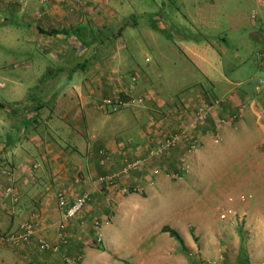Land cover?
I'll return each instance as SVG.
<instances>
[{
	"label": "crops",
	"instance_id": "obj_1",
	"mask_svg": "<svg viewBox=\"0 0 264 264\" xmlns=\"http://www.w3.org/2000/svg\"><path fill=\"white\" fill-rule=\"evenodd\" d=\"M128 3V0H78L77 3L49 0L40 4L39 0H0L2 21L15 28H11L13 37L7 41L9 48L37 51L34 53L38 58L35 59L36 74L43 82L37 92V98L43 102L33 100L30 104L24 99L28 91L24 92L20 85L13 88L9 84L0 90V264H67L78 257L79 264H186L180 256L181 247L162 232L161 226L156 237L162 244L150 253L152 261L144 260L148 254L139 250L141 233L145 234V229L150 232V226L144 223L139 212L143 200L151 194L171 190L162 184L168 179L164 171L175 172L173 164L180 151L172 152L171 158L161 161L148 160L150 167L145 163L141 170L124 173L125 166L145 156L149 125L156 124V130L173 131L187 120V112L191 113L204 101L213 104L214 111L206 126L196 132L200 147L186 157L192 170L200 168L204 155L212 152L206 146L210 141L215 142V134L221 144L235 147L237 132L246 134L252 130V116L257 122L264 119V61L256 56L264 53V0H254V28L244 36L249 45L257 40L262 44L250 54L252 62L236 50L231 60L235 66L230 73L219 72L220 48L233 49L238 40L224 38L222 31L215 37L219 42H209L202 34L200 38L205 43L190 45L179 55L205 79L210 93L198 85L200 91L193 96L179 94L173 98L149 89L151 81L145 70H133L136 54L132 53L135 43L131 30L136 26L135 19L145 14L137 15ZM195 16H201L199 10ZM156 22L151 30L158 31ZM200 23L194 24H199V28L205 26ZM49 61L70 63L75 68L70 76L65 74L67 69H58L50 71L45 78L41 71ZM27 67L24 64L19 69L24 71ZM211 72L215 77L209 75ZM60 74L65 76L59 79ZM21 75L27 76L23 72ZM131 75L136 76L133 85ZM50 85L55 86L53 94L60 95V99L52 95L48 103V95L43 92L44 86ZM116 89L122 91L121 97L126 103L145 98L138 105L140 109L131 111L132 120L127 123L122 121L120 113L129 105L116 112L102 111L99 107ZM94 112L104 114V119L96 115L94 118ZM141 116L145 118L143 122ZM233 116L236 119L231 121ZM244 142L252 148L251 135L246 134ZM102 152L109 157L105 164L100 162ZM155 167L162 169L161 174L152 175ZM111 175H117L113 188L97 183L100 177ZM58 193L70 202L89 193L90 200L84 212L69 223L67 243L60 245V253L52 254L41 251L39 244L58 243ZM232 209L246 207L237 204ZM250 217L252 225L262 228L257 230L254 241L252 237V255L248 252L241 262L264 264V220ZM28 222L37 226L28 243L13 245L1 240ZM122 226L133 231L135 237L131 243L123 242L127 234L123 233ZM168 228L179 235L185 248L192 250L190 233L185 232L183 237ZM224 228H218L212 235L221 240L225 237ZM223 253L227 257L232 255V252ZM86 254L88 259L84 263ZM198 254L202 264H210L217 257V250L201 248ZM168 258L174 260L168 263L162 260Z\"/></svg>",
	"mask_w": 264,
	"mask_h": 264
},
{
	"label": "rangeland",
	"instance_id": "obj_2",
	"mask_svg": "<svg viewBox=\"0 0 264 264\" xmlns=\"http://www.w3.org/2000/svg\"><path fill=\"white\" fill-rule=\"evenodd\" d=\"M128 2L137 15L145 14L135 19L136 26L131 30L135 43L133 47L136 48L132 49V53L136 54V62L132 64L133 70H145L151 81L148 88L159 90L168 98L179 94L193 96L200 91L198 85L210 93L205 79L179 55L181 50L190 45L199 46L205 43V40L200 38L202 34L209 42L214 40L219 42L215 37L222 31L224 38L238 40L233 49L223 46L220 48L217 69L223 74H229L235 66L231 60L236 56V50L242 58L252 62L250 54L262 47L260 40L249 45L244 38L246 32L254 28L252 24V17L255 16L252 12L256 10L254 0H128ZM151 10L155 11L154 14ZM198 10L201 13L200 17L195 16ZM190 16L195 18L189 19ZM3 19L0 15V84L3 88L6 85L8 87L9 84L13 88L20 85L24 92L28 91L29 94L24 99H28L30 104L33 100L43 102L41 98H37L38 87L43 84L39 74H36L35 59L38 58L34 53L37 51H22L16 46L14 49L9 48L7 41L10 42L13 37L11 28H15L13 24L4 23ZM154 20L159 26L158 31L150 29L151 25L155 24ZM192 21L201 22L200 24L205 26L199 28L200 25ZM30 55L33 57H29ZM49 62H46V66L41 71L42 75L45 74V78L50 71L54 72L58 69H67L65 74L70 76L75 68V66L71 67L70 63L63 65ZM24 64L28 67L21 71L19 68ZM22 72L27 76H22ZM61 74L59 79L65 76ZM209 75L215 77L213 72ZM36 77L38 79L34 80ZM54 90V85L44 86L43 93L48 95V103L52 95L60 99V95L53 94ZM63 95L61 93V96ZM199 105L210 104L204 101ZM139 107L136 105L126 107V110L120 113L122 121L127 123L132 120L133 110H138ZM194 109L191 113L185 114L190 122L193 120ZM45 111L48 114V110ZM93 115L94 118L96 115L101 120L105 117L99 112H94ZM144 119L141 116V122ZM246 134L251 135L252 148L244 142ZM246 134L237 132L235 147L228 143L221 144L215 134L218 140L207 143L206 150L212 152L204 155L200 168L192 170L189 161V165L186 163V172L177 178H175L177 169H174L175 172L169 171L168 179L165 178L162 184L169 186L171 190L151 194L143 200L139 212L143 216L144 223L150 226V232L145 229V234L141 233L143 239L139 250L148 254L144 260L152 261L150 253L158 248V244H162L156 237V231L160 226L162 229L169 226L183 237H186L185 232L190 233L192 242L189 244L193 247L192 250L185 248L184 242L183 248H180V256L186 264H202L198 252L201 248L208 249V247L217 250V257L212 258L211 261H214L212 263L242 264L241 261H244L248 252L252 255V237L254 236V241L257 238V230L262 226L252 225L250 216L252 215L255 220H264V119L257 122V118L252 116V130L246 131ZM149 162H145L148 167H150ZM173 166L175 168L174 164ZM160 178V176L156 177L157 180ZM237 204L246 209L233 210L232 208ZM139 224L141 225L140 222ZM221 227L226 228H224L225 237L218 240L212 233ZM202 229L205 231L202 232ZM122 230L127 234L123 242L131 243L135 237L131 228L122 226ZM223 251L230 254L232 252L231 257H227ZM238 252L242 255L239 256ZM96 254L100 252L97 251ZM217 258L219 259L214 260ZM87 259L86 254L83 262L85 263ZM162 260L168 263L174 258Z\"/></svg>",
	"mask_w": 264,
	"mask_h": 264
},
{
	"label": "built area",
	"instance_id": "obj_3",
	"mask_svg": "<svg viewBox=\"0 0 264 264\" xmlns=\"http://www.w3.org/2000/svg\"><path fill=\"white\" fill-rule=\"evenodd\" d=\"M49 0H39L40 4L48 3ZM73 2L77 3L78 0H73ZM255 20V16L252 17ZM257 58L261 61H264V53L256 55ZM131 85L136 82V76L131 75L129 77ZM0 88H3V85L0 84ZM132 90V88H129ZM130 93V90L128 91ZM122 91L116 89L113 92V95L110 98L104 99L101 101L99 107L102 111L108 112H116L120 108L126 105H142L145 101L144 97H138L136 99H131L127 103L122 100L121 97ZM217 106V103L216 105ZM214 109V105H198L195 107L194 114H192L193 120L190 122L189 120H185L182 122L178 127L174 128L173 131H164L162 128L156 130V124H151L147 127V134H148V144L145 149V156L139 159L136 162L128 163L125 166L124 173L128 171L134 170H141L145 166V162L148 160L159 161L160 159H167L171 155L172 152L179 150L180 156L177 158L175 169H177V174L175 178H177L182 173L186 172V157L188 154L196 151L199 148V140L196 136V132L199 128L206 126L208 118L212 115V111ZM236 116L231 117V121H234ZM151 131H155L153 134H149ZM214 140L217 141L218 138L214 136ZM101 157V164L107 163L109 161L108 155L105 153H100ZM152 175L157 176L161 174L162 169L160 170L159 167H155L152 169ZM168 176L169 172L164 171ZM117 175L111 176H103L97 179V183L99 185H104L106 188H113L115 185V180ZM79 182V181H78ZM57 199V208L60 215L59 223L57 224V239L58 243L49 245L48 243L41 242L39 244V249L43 252H51L52 254H59L61 251L60 245H65L67 243V227L69 223L76 219L79 215L84 212L89 200L90 195L89 193H83L79 197H77L73 201H68L66 197L58 193L56 195ZM97 226V224L95 225ZM36 224L32 222L22 224L16 232H11L6 234L1 238L6 243L9 244H22L28 243L31 238L34 237L36 233ZM81 262L80 257L74 259L73 261L70 260L67 264H79ZM214 264H223L222 262L214 263Z\"/></svg>",
	"mask_w": 264,
	"mask_h": 264
},
{
	"label": "trees",
	"instance_id": "obj_4",
	"mask_svg": "<svg viewBox=\"0 0 264 264\" xmlns=\"http://www.w3.org/2000/svg\"><path fill=\"white\" fill-rule=\"evenodd\" d=\"M162 232L163 233H167L170 238L175 240L179 244V246L183 248V242H182L181 238L179 237V235L176 232H174L173 230H171V229H169L167 227L163 228Z\"/></svg>",
	"mask_w": 264,
	"mask_h": 264
}]
</instances>
